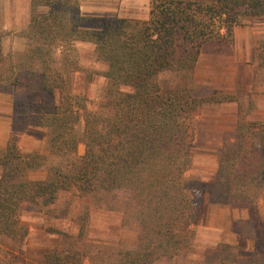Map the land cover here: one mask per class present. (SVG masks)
<instances>
[{
  "label": "trees",
  "instance_id": "16d2710c",
  "mask_svg": "<svg viewBox=\"0 0 264 264\" xmlns=\"http://www.w3.org/2000/svg\"><path fill=\"white\" fill-rule=\"evenodd\" d=\"M263 17L264 0H153L148 21L87 16L80 0H31L25 50L14 55L3 51L0 23V93L12 96L13 123L45 129L49 146L48 157L24 155L14 142L0 152V237L23 239L21 213L49 212L63 192L102 193L120 197L139 226L137 245L120 249L117 264H157L190 249L206 195L221 207L256 210L264 200V124L239 118L212 183L188 174L203 107L236 101L193 85L201 51L233 45L235 28ZM82 45L107 68L97 106L86 88L72 93L71 80L85 72ZM165 72L183 83L162 86ZM44 167V180L29 179ZM235 227L253 249L219 243L203 264H264V222ZM42 264L86 263L71 247L46 253Z\"/></svg>",
  "mask_w": 264,
  "mask_h": 264
},
{
  "label": "rangeland",
  "instance_id": "374dc122",
  "mask_svg": "<svg viewBox=\"0 0 264 264\" xmlns=\"http://www.w3.org/2000/svg\"><path fill=\"white\" fill-rule=\"evenodd\" d=\"M14 3L13 10H10L9 2L0 0V23L6 34L2 45L6 55L24 52L26 41L23 34L30 22L27 0H16ZM90 4H92L90 0H84L86 8H90ZM253 26L264 27V17L249 19L242 27L251 28ZM256 40L255 46L254 41L251 42L253 51L259 53V76L261 83H264V34ZM226 46L227 44L224 43H214L208 44L206 48L208 51H212L222 50ZM243 46L245 49L246 45ZM78 57L85 72L74 78L77 80H71V86L75 90L72 93L84 94V88H86L89 102L97 106L105 97L107 83L102 75L107 71V68L96 60L94 48L91 46H80ZM254 58L257 59L256 54ZM241 63L243 62L241 61ZM182 81L180 76L170 72H165L160 76L162 86H167L172 82L181 85ZM192 81L202 95L207 96L213 93L203 84H196L194 77H192ZM27 85L21 86L19 92H23ZM242 94L243 92L238 96L231 97L235 99L241 97L240 118L244 117L247 121V114L251 112L252 105L247 103ZM12 102L11 95L0 93V152L6 148L9 142H14L24 155L38 153L48 157L47 131L13 123ZM202 115L203 111L199 119L202 126L198 129L194 140V164L188 176L210 184L218 171L219 149L224 141L231 138L233 133L215 137L214 130L216 125H219L218 120L210 116L209 113L205 114L207 116ZM211 138L218 140L211 141ZM219 138L223 139V142ZM84 150V146L80 145L79 155H83ZM1 173L0 168V177ZM46 177L47 167L29 174L30 180H44ZM20 219L23 233H26L23 239L13 242L0 237L4 264H42L46 253L55 249L71 247L83 253L86 264H117L116 254L118 251L132 249L138 242L139 226L127 213L123 200L120 197L102 193L82 197L75 192H63L49 212H22ZM238 220L250 221L257 229L258 225L264 222V200L259 203L256 210L232 209L219 206L214 199L206 195L202 198L199 207L197 234L190 249L175 260H163L157 264H203L205 251L219 243L237 246L246 252L252 250L254 243L252 244L241 237L235 227ZM258 241V244L264 246V238H258Z\"/></svg>",
  "mask_w": 264,
  "mask_h": 264
},
{
  "label": "crops",
  "instance_id": "0c3cea01",
  "mask_svg": "<svg viewBox=\"0 0 264 264\" xmlns=\"http://www.w3.org/2000/svg\"><path fill=\"white\" fill-rule=\"evenodd\" d=\"M15 1L6 0L7 3L9 2L10 10H13ZM90 2L91 7L86 8L84 0H81V10L84 15L148 21L153 0H90ZM27 10H31V0H27ZM263 34V26L237 27L234 31V46L227 44L222 50L212 51L207 50V45L204 46L193 76L196 84H203L213 92L231 96H238L243 92V98L252 105L251 112L247 114V121L262 124H264V83H261L259 76V53L253 51L252 42L254 41L255 46L256 39ZM255 54L257 59L254 58ZM240 98L231 103L204 106L202 116L209 113L218 120L219 125H216L214 130L215 137L234 133L242 111ZM201 126L200 124L198 129ZM219 140L223 142V139L219 138Z\"/></svg>",
  "mask_w": 264,
  "mask_h": 264
}]
</instances>
